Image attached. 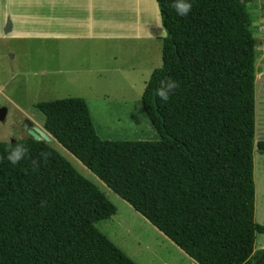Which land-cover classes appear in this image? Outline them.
<instances>
[{
  "label": "trees",
  "instance_id": "1",
  "mask_svg": "<svg viewBox=\"0 0 264 264\" xmlns=\"http://www.w3.org/2000/svg\"><path fill=\"white\" fill-rule=\"evenodd\" d=\"M162 66L141 97L158 141H110L79 97L41 102L44 129L196 264H264L255 250L256 43L248 0H156ZM167 78L177 87L156 95ZM22 144L11 165L5 148ZM35 162V163H34ZM117 207L45 140L0 142V264H137L97 223Z\"/></svg>",
  "mask_w": 264,
  "mask_h": 264
},
{
  "label": "rangeland",
  "instance_id": "2",
  "mask_svg": "<svg viewBox=\"0 0 264 264\" xmlns=\"http://www.w3.org/2000/svg\"><path fill=\"white\" fill-rule=\"evenodd\" d=\"M256 43V134L255 142L264 141V0H248ZM52 41L39 39L0 38V109L6 108V116H0V142L12 143L28 137L45 140L69 160L76 170L96 184L114 203L117 212L111 218L97 223L103 232L119 249L135 257L140 264H163V260L181 261L187 256L166 239L150 223L125 201L115 195L93 175L80 161L56 141L47 138L44 129L45 116L36 105L41 102L79 97L88 99V108L98 136L110 141H158L157 131L145 114L141 97L153 69L162 66L161 56H152L145 51L124 50L123 72L111 79L94 78L85 75L55 73L67 65L59 59L53 67ZM149 48V47H147ZM64 57V55H63ZM129 60L135 70H128ZM154 67V68H153ZM110 76L111 73H106ZM89 83H82L83 79ZM82 81V82H79ZM8 98H12L10 101ZM21 106L20 110L15 104ZM42 133V134H41ZM45 135V136H44ZM254 181L256 211L255 221L264 226V154L257 148L254 152ZM135 222L132 230L126 226ZM123 224V225H122ZM264 245V235L257 234L256 250ZM180 264V263H178Z\"/></svg>",
  "mask_w": 264,
  "mask_h": 264
},
{
  "label": "crops",
  "instance_id": "3",
  "mask_svg": "<svg viewBox=\"0 0 264 264\" xmlns=\"http://www.w3.org/2000/svg\"><path fill=\"white\" fill-rule=\"evenodd\" d=\"M165 37L156 0H0V38L52 41L53 52L60 54L53 57V67L59 59L67 61L62 70H53L58 74H72V68H77L78 78L88 75L111 79L123 72L124 50H146L152 54L150 57L158 60L161 56L162 60ZM131 61L127 67L133 71ZM82 79L79 82L89 83ZM84 100L89 105L87 97ZM5 114L6 108L0 109V116ZM135 225L128 223L126 228L132 230ZM129 257L140 264L135 257ZM180 257L181 261L171 258V263L163 260V264H196L189 256Z\"/></svg>",
  "mask_w": 264,
  "mask_h": 264
},
{
  "label": "clouds",
  "instance_id": "4",
  "mask_svg": "<svg viewBox=\"0 0 264 264\" xmlns=\"http://www.w3.org/2000/svg\"><path fill=\"white\" fill-rule=\"evenodd\" d=\"M169 6L179 17H185L191 11L192 0H169ZM177 83L171 78H167L160 82V86L156 89V95L162 102H167L169 96L176 89ZM6 159L11 165H16L27 154V148L22 144H15L5 148ZM35 163V162H34Z\"/></svg>",
  "mask_w": 264,
  "mask_h": 264
},
{
  "label": "water",
  "instance_id": "5",
  "mask_svg": "<svg viewBox=\"0 0 264 264\" xmlns=\"http://www.w3.org/2000/svg\"><path fill=\"white\" fill-rule=\"evenodd\" d=\"M47 138L50 140V137H49V136H47ZM46 142H47V141H46ZM256 262H257V261H255V264H256Z\"/></svg>",
  "mask_w": 264,
  "mask_h": 264
},
{
  "label": "bare ground",
  "instance_id": "6",
  "mask_svg": "<svg viewBox=\"0 0 264 264\" xmlns=\"http://www.w3.org/2000/svg\"><path fill=\"white\" fill-rule=\"evenodd\" d=\"M42 134V133H41ZM45 136V135H44Z\"/></svg>",
  "mask_w": 264,
  "mask_h": 264
}]
</instances>
